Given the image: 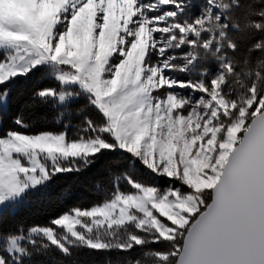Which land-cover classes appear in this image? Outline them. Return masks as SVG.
<instances>
[{
	"label": "snow or ice",
	"instance_id": "6c2138e0",
	"mask_svg": "<svg viewBox=\"0 0 264 264\" xmlns=\"http://www.w3.org/2000/svg\"><path fill=\"white\" fill-rule=\"evenodd\" d=\"M258 3L0 0V264H264ZM60 177L101 200L5 230Z\"/></svg>",
	"mask_w": 264,
	"mask_h": 264
},
{
	"label": "trees",
	"instance_id": "16d2710c",
	"mask_svg": "<svg viewBox=\"0 0 264 264\" xmlns=\"http://www.w3.org/2000/svg\"><path fill=\"white\" fill-rule=\"evenodd\" d=\"M241 3L245 6L248 4L259 6L258 0H241ZM237 15H242V10H237ZM51 84V80H38L37 77H33L26 82L18 81L17 84L14 85L13 104L4 117V125L7 126L9 117L15 114L19 105L27 97V94L33 87H45ZM101 163H103V161H101ZM151 182L161 186H164L166 183L164 180H153ZM66 185H71V196L67 199H56L54 194L59 192ZM100 200L101 196L94 195L92 192V185L85 182L83 178L76 180L73 177H60L50 185L48 189H39L35 193H30L29 199L20 208L17 215L5 221L4 228L6 230L10 224L17 220H23L25 224H42L47 221L49 217L63 212L69 206L77 202H79L82 207H88L93 202H99Z\"/></svg>",
	"mask_w": 264,
	"mask_h": 264
}]
</instances>
